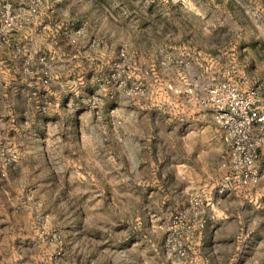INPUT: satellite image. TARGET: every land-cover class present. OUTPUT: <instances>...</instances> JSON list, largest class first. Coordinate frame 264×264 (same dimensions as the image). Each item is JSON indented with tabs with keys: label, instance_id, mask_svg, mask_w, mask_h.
Returning <instances> with one entry per match:
<instances>
[{
	"label": "rangeland",
	"instance_id": "obj_1",
	"mask_svg": "<svg viewBox=\"0 0 264 264\" xmlns=\"http://www.w3.org/2000/svg\"><path fill=\"white\" fill-rule=\"evenodd\" d=\"M221 85L264 107V0H0V264H264Z\"/></svg>",
	"mask_w": 264,
	"mask_h": 264
},
{
	"label": "built area",
	"instance_id": "obj_2",
	"mask_svg": "<svg viewBox=\"0 0 264 264\" xmlns=\"http://www.w3.org/2000/svg\"><path fill=\"white\" fill-rule=\"evenodd\" d=\"M208 96L228 157L229 174L220 191L247 186L255 181L257 153L264 148V107L257 105L253 94H241L227 85L211 89Z\"/></svg>",
	"mask_w": 264,
	"mask_h": 264
}]
</instances>
